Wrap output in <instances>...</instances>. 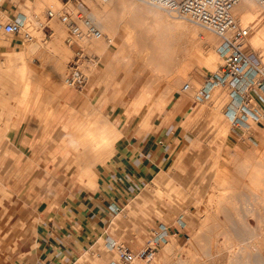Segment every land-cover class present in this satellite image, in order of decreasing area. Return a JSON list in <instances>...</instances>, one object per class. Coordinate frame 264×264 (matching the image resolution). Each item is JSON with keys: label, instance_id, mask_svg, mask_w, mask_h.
<instances>
[{"label": "rangeland", "instance_id": "rangeland-1", "mask_svg": "<svg viewBox=\"0 0 264 264\" xmlns=\"http://www.w3.org/2000/svg\"><path fill=\"white\" fill-rule=\"evenodd\" d=\"M25 1L19 0L22 3L19 4L18 1L6 0L4 8L9 11L7 15L10 17L21 14L28 17L29 13H35L27 9ZM54 1H59L60 4H57L61 11V0ZM90 1L92 2L88 1L87 4H90L92 13L99 7L104 8L103 11L106 6L107 11L112 7L111 15L106 14L109 12H102L103 18L99 21L107 26V35L110 36L112 31L111 36L114 35L117 46L112 47V54H101L90 44L88 46L79 42L89 54L100 57L98 64L85 63L88 82L82 88L64 84L68 63L74 57L76 46L71 47L67 43L66 27L58 18H47V11L52 7H45L38 17L33 15L35 20L32 16L30 20L34 24L36 19L37 22L40 19L39 23L32 25L37 33L34 40L42 45L40 50L43 51L39 50L41 53L23 57L21 52L24 39L13 33H0V67L9 70L11 66L13 70L8 74L4 72L3 77H0V264H43L38 259L37 246L43 220L41 208L44 202H53L54 206L57 204L63 197L57 193V188L64 186L66 181L48 178L46 172L40 173L38 178H13V174L18 176L12 170L13 158L29 156L25 148L18 145L24 141L26 131H16L15 124L18 120H27L29 114L30 117L48 119L62 100L64 107H69L76 92H82L84 96L78 106L82 107L86 103L87 109L85 120L77 125L81 129L71 134V147L68 151L71 161L67 163V169H76L79 175V178L71 180L73 186L77 183L82 188L94 189L96 174L93 167L105 160L104 156L101 157L103 159L96 160L99 158L94 147L105 141L109 143L107 149H111L122 135L113 121L117 125L128 121V124L149 129L148 125L142 126L140 117L143 109H133L132 101L139 105L151 104L157 97L165 105L167 103L163 112H170L173 106H179V120L186 131L190 130L192 139L178 150V160L172 167L153 178L114 218L107 233L85 248L70 264H107L118 258L107 247V236L136 252L146 246L152 228L159 222L172 226L170 242L159 249L151 262L138 260L136 264H264V161L260 158L255 161L256 157L252 156L254 158L251 159L249 154L250 159L247 158L248 150L264 145L258 136L263 131L264 124H256L252 130L233 126L225 114L226 105L230 101L227 88L218 87L216 93L211 92L201 102L196 99V90L221 63L217 53L219 39L194 24L195 22L189 23L184 18L173 17L150 4L139 2L132 10L126 3L128 0H112L109 3L102 0ZM248 1L264 14V9L255 0ZM124 3L126 6L122 5ZM234 14L247 29L248 47L264 63V51H259L253 45L249 38V24L243 21L245 17L253 15L252 11L239 13L235 9ZM4 19L8 20V17L5 16ZM60 28L66 32L63 31L59 45L64 49L69 48L66 49L68 57L62 69L64 77L60 80V83L66 85L63 96L54 90L55 80L50 76L54 65L52 56L57 46L54 38ZM28 38L26 35L25 39ZM10 39L13 44L8 46ZM179 49L184 59L180 58L182 61H179V66H182L181 63L187 64L185 54L191 52V62H188L191 64L187 68H184L186 64L181 68L173 62L178 58L175 57L176 54L173 55L175 52L182 56ZM118 52L123 54H120L123 58L120 55L117 58ZM159 52H162L161 56ZM210 53L217 60V66L213 68L203 60ZM153 54H158L159 57ZM28 61H32L36 72H23ZM90 67L93 68L90 72L91 74L93 71V75L87 71ZM176 67L179 70L184 68L183 71L187 72L184 71L183 74V71H176L173 69ZM176 72H181L183 77L181 74L180 78L176 76ZM186 83L191 84L189 92L183 91ZM28 84L29 90H25ZM225 95L226 100L222 105ZM112 113L115 115H111ZM160 113L151 114L149 123H153ZM36 134L37 131L33 137ZM44 138L46 137L35 139L40 142L37 151L44 152L48 149L43 146ZM39 156L41 155H37ZM50 156L54 161L60 158L57 154ZM229 167L233 169V173L229 171ZM257 168L259 171H255ZM223 169L226 173L229 171L227 178H230H224L226 173ZM251 169L253 170L250 171ZM249 172L251 174H247ZM24 174L27 175L28 172ZM223 178L227 181L222 182ZM180 217L186 222V226L179 229L177 220Z\"/></svg>", "mask_w": 264, "mask_h": 264}, {"label": "crops", "instance_id": "crops-1", "mask_svg": "<svg viewBox=\"0 0 264 264\" xmlns=\"http://www.w3.org/2000/svg\"><path fill=\"white\" fill-rule=\"evenodd\" d=\"M83 98L82 92H76L69 107H64L62 100L48 119L29 114L27 120H18L15 124L16 131H26L24 141L18 145L25 148L29 156L13 158L12 170L18 173V176L13 174V178H38L40 173L46 172L48 178L66 180L64 186L57 188V193L63 195L57 204L44 202L41 208L38 259L43 264H70L97 238L103 237L114 218L153 178L172 167L178 160V150L192 139L190 130L186 131L179 120V106L163 112L167 103L165 105L157 97L151 104L139 105L132 101L133 109H143L142 126L151 128H139L141 125L128 124V121L117 125L112 120L122 135L113 143L111 156L94 165V189L82 188L77 183L73 186L71 180L79 175L76 169H67L71 161L68 151L72 132L85 120L87 104L78 106ZM154 112L162 113L149 123ZM32 131H37L34 137ZM44 136L43 146L48 149L37 151L40 142L35 139ZM49 154H57L60 158L54 161Z\"/></svg>", "mask_w": 264, "mask_h": 264}, {"label": "built area", "instance_id": "built-area-1", "mask_svg": "<svg viewBox=\"0 0 264 264\" xmlns=\"http://www.w3.org/2000/svg\"><path fill=\"white\" fill-rule=\"evenodd\" d=\"M5 1L0 0V32L13 33L14 36L25 40L26 34L22 30L26 26L27 17L15 14L5 20L4 17L9 14L4 8ZM61 1V11L50 9L47 11V18H58L66 27L67 43L71 47L76 46L74 57L68 63L65 81L70 87L82 88L88 82L84 62L98 64L100 57L89 54L86 47L79 42L105 39L112 43V38L98 27L90 6L84 0ZM140 1L157 6L175 17L189 19L218 37L217 51L221 56V63L217 70L206 76L201 87L196 90V99L199 102L208 97L214 88H227L230 101L226 105L225 114L233 126L241 128L250 123L264 122V63L260 56L248 47L247 29L234 14V9L241 0ZM255 1L264 9V0ZM190 89L191 84L186 83L183 91ZM172 233V226L163 222L157 223L152 228L146 246L136 252L109 238L107 247L114 251L118 258L110 260L107 264H134L138 260L151 262L159 249L170 242Z\"/></svg>", "mask_w": 264, "mask_h": 264}, {"label": "bare ground", "instance_id": "bare-ground-1", "mask_svg": "<svg viewBox=\"0 0 264 264\" xmlns=\"http://www.w3.org/2000/svg\"><path fill=\"white\" fill-rule=\"evenodd\" d=\"M14 1H18L19 2V0H14ZM86 3L89 1L90 3L92 2V1H90V0H84ZM112 0H110V1H108V2H106V3H109V2H111ZM114 1V0H113ZM127 1V0H126ZM125 0H124V2H126ZM135 1H137L136 3L135 2H132V0H128L126 3H128V6L129 7H132L131 9L133 10V7H135L136 5H137V3H139V2H142V1H140V0H135ZM26 3V6H27V9L28 10H33V12H35V13H29V15H28V17H27V20H26V26H25V28H24V30H25V32L27 33L26 35H28L29 36V38L28 39H25L24 40V47H23V49H22V56L23 57H29L30 55H32V54H36L37 52L39 53L40 51H43V50H40V48L42 49V45L40 44V42L38 43V42H36L34 39H35V36H36V34L37 33H35V28H33L34 26V24L37 22V19H36V22L33 24V23H30V20L33 18L34 19V16L36 17H38L39 16V12L41 11V10H43L45 7H47V6H50V7H52V10H54V11H56V10H60V8H59V1H57V3H59V4H57L54 0L53 1H51V0H26L25 1ZM62 2V1H61ZM88 2V3H89ZM56 3V4H55ZM112 3H114V2H112ZM111 3V4H112ZM126 3H124V4H122V5H124V6H126L125 4ZM142 3H144V2H142ZM19 4H22V3H20L19 2ZM63 4V3H62ZM147 4V3H146ZM58 5V6H57ZM90 5V4H89ZM107 5H110V4H107ZM151 5V4H150ZM111 6H113V5H111ZM124 6H123V8H124ZM127 6V7H128ZM152 6H154V5H152ZM107 7V6H106ZM105 7V9L106 10H104L103 11V9L104 8H97L96 9V12L95 13H93V18H94V20L96 21V24L98 25V27L104 32V33H108V30H107V26L105 27L104 25H102V23H100V21H99V19H102L103 17H102V14L106 11V12H109V14L108 13H106L108 16H110L111 14V8L110 7H108V8H110V10L109 11H107L108 9ZM155 7H157V6H155ZM91 8V7H90ZM136 8V7H135ZM159 8V7H158ZM255 8H256V10H255ZM56 9V10H55ZM161 9V8H160ZM235 9L237 10V11H239V13H247V11L248 10H251L252 11V13H253V15H251V16H248V17H245V19L243 20L244 22H246L247 24H249L248 25V28H249V38L251 39V41H252V43H253V45L254 46H256V47H258L259 49V51H264V14L262 13V12H260L259 10L260 9H258L257 7H255V5L252 3V2H249L248 0H241V2L239 3V4H237L236 5V7H235ZM234 9V10H235ZM258 9V10H257ZM102 10V11H101ZM162 10V9H161ZM164 11V10H163ZM103 12V13H102ZM165 12V11H164ZM113 13V12H112ZM166 13H168V12H166ZM169 14V13H168ZM34 15V16H33ZM171 15V14H170ZM31 16H32V18H31ZM171 16H173V15H171ZM7 17H8V19L10 18L8 15H7ZM173 17H175V16H173ZM40 18V17H39ZM105 18H106V16H105ZM185 20H186V22L188 21L189 23L191 22V20H189V19H186V18H184ZM6 20V19H5ZM35 20V19H34ZM33 20V21H34ZM105 20V19H104ZM103 20V21H104ZM131 20H133V19H131ZM39 22H40V19H39ZM39 22H37V23H39ZM36 23V24H37ZM137 23V22H136ZM33 24V25H32ZM194 24H196V23H194ZM196 25H198V24H196ZM37 26V25H36ZM108 26H109V24H108ZM198 26H200V25H198ZM200 27H202V26H200ZM109 28V27H108ZM112 28V27H111ZM203 28V27H202ZM33 29H35V30H33ZM58 29V28H57ZM204 29V28H203ZM23 30V31H24ZM61 30V31H60ZM60 30H58L59 31V33L56 35V37L54 38V40H57V41H55L56 42V47H55V50H54V54H53V56H52V61L54 62H52L54 65H53V70H52V74H51V71H50V76H52V78H53V80H55V83H54V85H53V87H54V90L56 91V93L57 94H59V95H64L65 94V92H66V85H64V84H67V83H60V80H63V78L62 77H64V75H63V65H64V61H65V59H67V50L66 49H69V48H66V49H64L63 47H61V45H59V41L61 42V38L63 37V33L64 32H66L65 30H62L61 28H60ZM113 30V29H112ZM205 30V29H204ZM64 31V32H63ZM24 32V33H25ZM57 32V31H56ZM207 32H209L210 34H213V35H215L216 36V34H214L213 32H211V31H208L207 30ZM0 33H4V34H8V35H12V33H5V32H0ZM106 33V34H107ZM111 34H112V31L110 32ZM66 34H67V32H66ZM109 34V33H108ZM111 34H110V36H111ZM114 34V33H113ZM109 36V37H110ZM114 35H112L111 36V38H112V43H108L107 41H105V39H102V40H82L81 42L82 43H86L88 46H89V44H90V46L93 48V49H95L96 50V52H100L101 54H112V47L113 46H115L116 45V42H114V37H113ZM132 36V35H131ZM217 37V36H216ZM218 38V37H217ZM132 39V38H131ZM11 40V39H10ZM92 41H94L95 43H92ZM1 42V41H0ZM8 42V41H7ZM7 42H5V43H7ZM26 42V43H25ZM106 42V43H105ZM4 43V44H5ZM1 44V43H0ZM13 44V41L11 40L10 42H8L7 43V45L8 46H11ZM92 44V45H91ZM7 45H4V46H7ZM179 45V44H178ZM117 46V45H116ZM125 46V45H124ZM136 46V45H135ZM90 47V48H91ZM118 47H119V45H118ZM175 47H177V45L175 46ZM123 48V47H122ZM136 48V47H135ZM150 48V47H149ZM148 48V49H149ZM179 47H177V49H178ZM182 48V47H181ZM118 49V48H117ZM120 49V48H119ZM125 49V48H124ZM150 49H152V48H150ZM176 49V50H177ZM190 49V48H189ZM40 50V51H39ZM184 50V49H183ZM68 51H71V50H68ZM182 51V50H181ZM191 51V50H190ZM120 52H122V51H120ZM124 52V51H123ZM156 53H157V49H156V51H155ZM163 52V51H162ZM162 52H159L158 54H160V53H162ZM165 53H167V54H169L168 52H167V50H165L164 51ZM173 52H175V51H173ZM176 52H178V50L176 51ZM172 53L173 55H175V57H178V58H176L177 59V61L176 60H173V62H175L177 65L179 64V61L182 59V57H183V54L180 52V49H179V53H181L182 54V56H179V54L178 53ZM182 52H184V51H182ZM37 53V54H38ZM41 53V52H40ZM71 53V52H70ZM185 53V52H184ZM217 53H218V51H217ZM11 54V53H10ZM69 54V53H68ZM121 53H119L118 52V55H117V58H119V55H120ZM158 54L155 56V54H153L155 57H157L158 56ZM180 54V55H181ZM219 54V53H218ZM264 54V53H263ZM122 56H123V54H121ZM120 55V56H121ZM186 55V58H185V61H187V58H188V62H191V57H189L190 55H191V52H188V54H185ZM212 55H213V53H210V54H208L206 57H204V61H205V63L206 64H208V65H210L212 68L213 67H216L217 66V60L216 59H214L213 57H212ZM121 56V57H122ZM150 56V55H149ZM159 56H161V54L159 55ZM158 56V57H159ZM162 56H163V54H162ZM166 56V55H165ZM188 56V57H187ZM219 56H220V54H219ZM116 57V56H115ZM155 57H153V58H155ZM164 57V56H163ZM166 57H168V55L166 56ZM165 57V58H166ZM174 57V58H175ZM185 57V56H184ZM123 58V57H122ZM127 58V57H126ZM181 58V59H180ZM220 58H221V56H220ZM51 59V58H50ZM156 59V58H155ZM163 58H161V60H162ZM167 59V58H166ZM172 59H173V56H172ZM118 61H119V59H117ZM121 60V59H120ZM149 60H150V57H149ZM154 60V59H153ZM152 60V61H153ZM183 61H184V59H182ZM181 60V61H182ZM190 60V61H189ZM51 61V60H50ZM117 61V62H118ZM122 61V60H121ZM124 61V60H123ZM164 61H166L165 59H164ZM163 61V62H164ZM172 61V60H171ZM180 61V62H181ZM86 62H89V61H85L84 62V66H85V63ZM120 62V61H119ZM118 62V63H119ZM187 62V64H186V62L185 63H181L182 64V66L184 65V64H186V66H184V68L186 67L187 68V65H189V64H191V63H188ZM92 63H94V64H96L95 62H92ZM115 63V62H114ZM113 63V64H114ZM124 63V62H123ZM126 63H128V62H126ZM165 63V62H164ZM175 63H174V66H176L175 65ZM193 63V62H192ZM87 64V63H86ZM125 64V63H124ZM160 64H161V62H160ZM52 65V64H51ZM180 65V64H179ZM178 65V67H181L182 68V66H179ZM173 66V67H174ZM86 67V66H85ZM178 67H176V68H173V69H176V71H177V69H178ZM189 67V66H188ZM88 68V67H87ZM91 68V67H90ZM183 68V69H184ZM183 69H181V70H179V71H183ZM192 69V68H191ZM5 70V71H4ZM7 69H2L1 67H0V77H3V74H8L7 72H9L10 73V71L12 70V68H11V66H10V68H9V70H7ZM91 70H93V68H91V69H89V70H87L88 72H89V74H90V72H91ZM13 71V70H12ZM36 72V67H34V65L32 64V61H28L26 64H25V67L23 68V72L25 73V74H30V73H33V72ZM185 71V70H184ZM184 71H183V74H185L187 71H185V73H184ZM5 72V73H4ZM85 72H86V68H85ZM181 72L179 73V72H176V73H178V74H176V76L178 75L179 76V74H181ZM12 74V73H11ZM10 75V74H9ZM87 75V74H86ZM90 75H93V71H92V73L90 74ZM67 76V75H66ZM181 76H182V74H181ZM185 76V75H184ZM183 77V76H182ZM5 78V77H4ZM87 78H88V76H87ZM178 78V77H177ZM179 78H180V76H179ZM186 78V77H185ZM6 79V78H5ZM65 80H66V78H65ZM199 84V83H198ZM70 87V86H69ZM72 88H75V87H72ZM183 89H184V87H183ZM218 89V87H216V88H214V90L212 91V93L213 92H215L216 90ZM25 90H29V84L26 86V88H25ZM146 91V90H145ZM189 92V91H188ZM187 92V93H188ZM146 93V92H145ZM147 93H148V91H147ZM146 93V94H147ZM216 93V92H215ZM149 94V93H148ZM213 96V95H212ZM218 100V99H217ZM225 100H226V95H225V97H224V100H223V102H222V105H224V103H225ZM211 101H212V98H211ZM215 102V101H214ZM1 114V113H0ZM256 124H264V122L262 123H250V124H248L247 126H244V127H241V128H243V129H249V130H252V129H254L255 128V125ZM230 130H232V129H230ZM248 130V131H249ZM259 135V137L261 138V140L264 142V129H263V131H261L260 133H258ZM228 136V135H227ZM258 138V137H257ZM262 142V143H263ZM262 143H260V145H262ZM108 144L109 143H107V142H105V141H102V142H100L99 144H97L95 147H94V150L96 149V152L98 153L97 155V157L99 158V159H96L97 161L98 160H100V159H103V158H101V157H103L104 156V158L105 159H107V158H109L110 156H111V154H112V152H113V148H111V149H107V147H108ZM254 146V145H253ZM251 155V159L252 158H254V157H256V159H255V161L257 160V158H260V159H262L263 161H264V145L263 146H254L252 149H250V150H248V153H247V155ZM248 155V156H249ZM234 156V155H233ZM242 156V155H241ZM244 156V155H243ZM247 156V158H249L250 159V156L248 157ZM252 156H254V157H252ZM229 157V156H228ZM245 157V156H244ZM247 158L245 159V160H247ZM241 159V158H240ZM244 160V161H245ZM248 161V160H247ZM251 161V160H250ZM257 161H259V160H257ZM238 162V161H237ZM255 163V162H254ZM253 164V163H252ZM226 167H227V165H225ZM253 166V165H252ZM220 169V168H219ZM226 169V168H225ZM228 169H230V167L228 168ZM228 169H226V170H228ZM259 168H257L255 171H257ZM221 170H222V168H221ZM232 170L233 169H230L229 171L230 172H232ZM253 169H251L250 171H252ZM229 171H227L228 173H226V171L224 172V169H223V172L224 173H226V175H224V176H226V177H224V176H222V177H224L225 179H228V178H230V176L227 178V175H230V173H229ZM259 171V170H258ZM221 172V171H220ZM219 172V173H220ZM223 173V174H224ZM233 173V172H232ZM217 174V173H216ZM236 174H238V173H236ZM247 174H251V172H249V173H247ZM259 174V173H258ZM219 175V174H218ZM232 175V174H231ZM249 176V175H248ZM247 176V177H248ZM258 176V175H257ZM262 176V175H261ZM220 177V176H219ZM238 177V176H237ZM263 177V176H262ZM216 178V177H215ZM221 179L222 180V182H223V180L224 181H227V180H225V179ZM216 179H220V178H216ZM242 179V178H241ZM241 179H239V181L241 180ZM245 179H246V177H245ZM220 180V181H221ZM217 182H220V181H218V180H216ZM215 181V182H216ZM229 181V180H228ZM245 181H248V180H245ZM257 181H258V179H257ZM218 184V183H217ZM213 189V188H212ZM215 191V190H214ZM208 200V199H207ZM207 202V201H206ZM209 202V201H208ZM177 223H178V225H179V229L180 228H182L183 226H186V222L182 219V217H180V219H178L177 220ZM228 228V227H227ZM217 241V240H216ZM38 246V245H37ZM263 247V246H262ZM225 260V259H224ZM136 263H137V261H136ZM136 263H134V264H136ZM216 263V262H215Z\"/></svg>", "mask_w": 264, "mask_h": 264}]
</instances>
